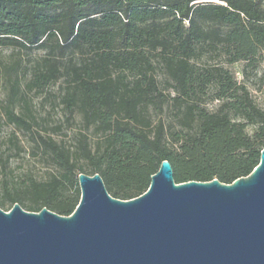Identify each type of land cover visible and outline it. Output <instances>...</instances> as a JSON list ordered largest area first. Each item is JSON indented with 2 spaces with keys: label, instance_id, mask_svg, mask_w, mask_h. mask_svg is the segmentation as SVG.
Wrapping results in <instances>:
<instances>
[{
  "label": "trees",
  "instance_id": "trees-1",
  "mask_svg": "<svg viewBox=\"0 0 264 264\" xmlns=\"http://www.w3.org/2000/svg\"><path fill=\"white\" fill-rule=\"evenodd\" d=\"M0 48L26 59L5 68L6 119L55 171L0 181L5 212L18 203L70 216L79 174H98L111 197L128 201L165 160L177 184H231L259 163L264 109L227 67L245 72L264 57V0H0ZM56 84L63 110L91 133L73 150L14 111Z\"/></svg>",
  "mask_w": 264,
  "mask_h": 264
},
{
  "label": "water",
  "instance_id": "water-1",
  "mask_svg": "<svg viewBox=\"0 0 264 264\" xmlns=\"http://www.w3.org/2000/svg\"><path fill=\"white\" fill-rule=\"evenodd\" d=\"M78 185L70 216L0 209V264H264V149L231 184H177L165 160L132 200L111 197L98 174Z\"/></svg>",
  "mask_w": 264,
  "mask_h": 264
},
{
  "label": "rangeland",
  "instance_id": "rangeland-1",
  "mask_svg": "<svg viewBox=\"0 0 264 264\" xmlns=\"http://www.w3.org/2000/svg\"><path fill=\"white\" fill-rule=\"evenodd\" d=\"M38 56L39 52L36 50L31 53L32 58ZM17 60L21 61V65L26 64L23 54L18 55L9 49L0 48V181L5 179L20 181L29 177L37 180L46 179L55 172L53 167L33 154L29 132L9 123L4 114L8 94L5 68L15 64ZM214 60L220 58L214 57ZM243 66V63H236L227 68L237 82L247 88L254 103L264 109V57L254 69H247L244 72ZM59 92L60 85L56 84L49 86L42 93L34 91L27 93L26 105L18 101L14 105V111L17 114H30V118L34 120L33 131L49 135L64 147L73 150L79 133L88 137H91V133L82 128L78 115L68 117L59 104Z\"/></svg>",
  "mask_w": 264,
  "mask_h": 264
}]
</instances>
